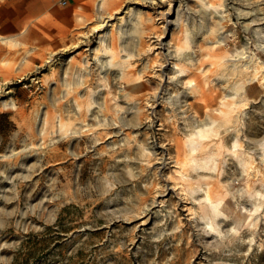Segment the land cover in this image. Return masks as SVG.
I'll use <instances>...</instances> for the list:
<instances>
[{"label": "rangeland", "instance_id": "obj_1", "mask_svg": "<svg viewBox=\"0 0 264 264\" xmlns=\"http://www.w3.org/2000/svg\"><path fill=\"white\" fill-rule=\"evenodd\" d=\"M60 1L14 0L13 15L30 16L0 33L15 36L0 42V264H264V84L249 85L240 67L264 62V0H183L167 31L156 14L168 2L104 0L121 30L101 45L97 1ZM150 43L174 59L147 52ZM214 51L233 60L213 67ZM161 89L186 94L180 108L150 106ZM230 93L233 126L215 125L221 147L192 160L194 125ZM248 154L257 175L241 166ZM162 156L181 168L159 170Z\"/></svg>", "mask_w": 264, "mask_h": 264}, {"label": "bare ground", "instance_id": "obj_2", "mask_svg": "<svg viewBox=\"0 0 264 264\" xmlns=\"http://www.w3.org/2000/svg\"><path fill=\"white\" fill-rule=\"evenodd\" d=\"M97 2H96V7H95V12H96V16H95V21H96V25L95 26H93V30L96 32V33H99V40H100V45L101 44H104V43H106V37H107V35L111 32V30H113L112 28L114 27V29H115V31H118V30H121V25L119 24V25H117V23H114V22H112V20H113V17L111 16V15H103L102 14V11H103V2H104V0H96ZM145 1H150V0H145ZM225 1H229V0H224V2ZM160 2H168L167 4H168V9H166V10H163V11H159L157 14H156V17H158V19H160V18H163L162 19V23H160V24H162V26H164V28H165V30L167 31L168 29V23H169V25H170V23L172 24V25H174V26H176V25H178L179 24V14H180V7L181 6H183L182 4V2H183V0H160ZM226 3V2H225ZM229 4H231L230 2H228ZM234 4V3H233ZM210 5V4H209ZM212 7V6H211ZM211 7H210V9H211ZM170 8H171V10L173 9V12L174 13H172V11L170 12L169 10H170ZM259 11V10H258ZM253 12V11H252ZM110 14V13H109ZM173 14V15H172ZM127 15V14H126ZM172 15V16H171ZM226 15H228V14H226V10H224V9H219V10H215V17L217 18V20L218 21H221V20H223L225 17H226ZM252 15H253V13H252ZM174 17L175 16V19L174 20H170V21H167V18L168 17ZM230 17V16H229ZM123 18V15L122 16H120V17H118V18H116L118 21H120V19H122ZM217 21V22H218ZM122 22V21H121ZM120 22V23H121ZM254 25V24H253ZM221 28V27H220ZM109 29V30H108ZM222 29V28H221ZM224 29V28H223ZM250 29V28H249ZM125 31V30H124ZM222 32V31H221ZM186 33V32H185ZM1 37V36H0ZM189 37V36H188ZM222 37L223 36H221V34L217 37V39L215 40L214 39V41H212L211 42V45L210 46H212V49H215L216 47H220V44H221V40H222ZM156 38V40L157 41H159V39H157V37H155ZM186 38H187V36H186ZM168 44V43H167ZM187 44V43H186ZM156 45H159L158 46V48H154V47H156ZM188 45V44H187ZM136 46V45H135ZM147 46V45H146ZM164 46H166V44L165 45H161L160 43H156L155 45H153V44H149L148 46H147V52H149V51H152V49H153V51L155 50V49H159L160 50V52H162V53H164V59L166 58L167 60H173L174 59V56L172 55L173 53H172V49H170V48H168V46L167 47H164ZM104 47V46H103ZM160 47V48H159ZM101 48V47H100ZM106 48H108V47H106ZM262 49V48H261ZM99 49L97 48L95 51L93 50V53L95 52V56H96V52H97V54H98V52H100V51H98ZM163 50V51H162ZM104 51H106V49H104ZM89 52V51H88ZM215 52V51H214ZM152 53H154V52H152ZM217 52H215L213 55H212V57L210 58V64H211V66H213V67H220V65H221V63L223 62V63H225V62H227L228 60H233L232 59V57H229V58H224V57H222L221 58V61H220V59L218 58V55L216 54ZM248 54H249V52H248V50H247V48L246 47H242V48H240V49H238L237 50V53H236V55L235 56H238L239 58H246V57H248ZM129 54H127V56H128ZM149 55V54H148ZM158 55V54H157ZM101 56V55H100ZM127 56H125V57H127ZM130 57V56H129ZM193 56L191 55H189L186 59H188L190 62H193V58H192ZM100 58V57H99ZM185 59V60H186ZM100 59H98L97 61H99ZM110 60V59H109ZM108 60V61H109ZM110 62V61H109ZM195 62V61H194ZM193 62V63H194ZM100 63H101V65H104L106 62H103V61H100ZM167 63L168 64H172L171 66H170V69H175V70H178V67L176 66V64L174 63V62H166V64H164V65H167ZM109 64V63H108ZM107 64V65H108ZM113 64V63H112ZM105 66V65H104ZM167 66H169V65H167ZM109 67V66H108ZM166 68V66L164 67L162 64H161V66L159 67L161 70L163 69V68ZM240 67H242V69H245V70H247L248 72H249V74L251 75L250 76V81H249V85H251V84H255L256 83V86L257 87H259L261 84H264V62H262L261 60H259L258 58H253L252 57V59L250 58V61L247 63V64H245V63H243V64H241L240 65ZM111 68V67H110ZM103 69V68H102ZM163 71V70H162ZM89 72V71H88ZM103 72V71H102ZM120 72V71H119ZM105 74V73H104ZM260 74V78H258L257 77V75H259ZM104 76V75H103ZM182 77V76H181ZM173 78V77H172ZM172 78H170V77H168V83L171 81L172 82ZM177 78H179V77H177ZM178 81V80H177ZM183 81V80H182ZM199 81V80H198ZM174 83H175V81H174ZM177 83V82H176ZM196 83L193 81H191L190 79H189V81L187 80L186 82H184V84H183V86H184V88H190V87H192L193 85H195ZM198 85V84H197ZM134 87H135V89H140V83L139 82H136L135 83V85H134ZM180 87V86H179ZM181 89V88H180ZM190 90V89H189ZM139 91H141V90H139ZM202 91H204V90H202ZM184 93V92H183ZM128 95H129V93H128ZM130 95H132V94H130ZM143 95V94H142ZM136 96V95H135ZM184 96L186 97V94H184V95H182L181 97L179 96V97H174V96H172V97H174V98H172L170 95H169V97H165V89H161V91H160V93L155 97V98H153L152 99V103L150 104V106H153L154 104H156L158 101H159V103L161 102V103H164V104H167V105H170L171 107H173L174 109H178V108H180V106H181V104H182V102H183V98H184ZM199 96V95H198ZM235 94L233 93H230V94H227L226 95V97L223 99H220V100H222V107H223V109H219V110H213V114H214V117L212 116V118H209V119H206V120H203V121H197L196 122V124L194 125V132L190 135V137L187 139V141H186V143L184 144V147H185V149L188 151V153H189V156H191V158H192V160H193V157L195 156V155H197V156H200V155H202L203 153L205 154V152H206V150H207V148H210V147H217L218 146V143H217V140L218 139H216L217 137L216 136H218V130H216L215 129V125L217 126V124H222L223 126H226V125H229V124H231V122H232V112H233V110L235 109L236 110V107H237V102L235 101ZM144 97V96H143ZM195 97V96H194ZM123 98V97H122ZM131 99V98H130ZM148 100V99H147ZM1 103H4L3 101L1 102ZM147 103H150V101H147ZM203 103V102H202ZM221 103V102H220ZM10 105H11V103H10ZM99 105V104H98ZM216 106V105H215ZM101 107H102V105H101ZM169 107V106H168ZM192 107V106H191ZM153 108V107H152ZM181 108H183V106L181 107ZM238 108V107H237ZM138 109V108H137ZM170 109V108H169ZM206 109H209L208 107L206 108ZM216 109V108H215ZM103 110V109H102ZM185 110V109H184ZM210 110V109H209ZM129 111L131 112V111H135V106H130V108H129ZM174 112V111H173ZM186 112V111H185ZM205 112V111H204ZM212 112V111H211ZM235 112V111H234ZM129 113V112H128ZM127 113V114H128ZM207 114V113H206ZM205 114V115H206ZM212 114V115H213ZM234 114V113H233ZM103 115V114H102ZM101 115V116H102ZM181 115V114H180ZM207 115H209V113L207 114ZM206 115V116H207ZM216 115V116H215ZM235 116V115H234ZM209 117V116H208ZM107 118V117H106ZM206 118V117H205ZM109 120V119H108ZM120 120V119H119ZM107 121V120H106ZM125 121V120H124ZM181 123V122H180ZM111 125V124H110ZM123 126H125V124L123 123L122 124ZM232 125V124H231ZM233 126V125H232ZM234 127H235V125H234ZM217 128V127H216ZM228 132V131H227ZM114 133V132H113ZM225 133V132H224ZM185 141V140H184ZM262 143H264V142H261V144ZM233 145H236V142H234L233 143ZM182 146V145H181ZM180 146V147H181ZM176 147V146H175ZM219 147H221V144H219ZM219 147H217V149L219 148ZM224 147V146H223ZM259 148H261V147H259ZM216 150V149H215ZM216 151H218V150H216ZM223 151V150H222ZM221 151V152H222ZM213 153H214V151H213ZM175 154H176V152H175ZM183 154V153H182ZM222 154V153H221ZM262 155H264V154H262ZM154 156V155H153ZM207 156V155H206ZM203 158H204V156H202ZM202 157H200V158H202ZM208 157V156H207ZM209 157H212V156H210L209 155ZM246 157V156H245ZM159 159V158H158ZM184 159V158H183ZM250 156H249V154L247 155V157L246 158H244V164L243 165H241V166H243L244 168H248V170H249V172L248 173H252L251 175H253V174H256V173H258V170L256 169V168H254L253 167V164L251 165L250 164ZM253 159V158H252ZM261 159V158H260ZM156 160H157V157H156ZM160 166H159V170H162V169H165V167L167 166L168 168H173L174 170H176L177 169V171H178V169L179 168H181L180 166H178L179 165V162H177L176 160H172L171 158H168L167 159V161H164L163 160V156L162 157H160ZM163 160V161H162ZM186 160V159H185ZM200 160V159H199ZM262 161H264V158H262L261 159ZM183 161V160H182ZM198 162V161H197ZM203 162V161H202ZM206 162H207V160H205V162H203L204 164V167L206 166ZM243 163V162H242ZM194 166H196V165H194ZM166 167V168H167ZM183 167V166H182ZM200 168V167H199ZM242 168V167H241ZM242 170H243V168H242ZM246 170V169H245ZM244 170V171H245ZM177 171H176V173H177ZM245 172H247V171H245ZM176 173H174V174H176ZM180 173V172H179ZM247 174V173H246ZM250 175V174H249ZM257 175V174H256ZM254 176V175H253ZM251 177V176H250ZM249 177V178H250ZM174 183H176V182H174ZM174 187H176L175 185L173 186V187H171L170 189H166L165 188V192L166 193H168V191H169V193L170 192H174ZM180 187V186H179ZM179 191V190H178ZM165 192L163 193V194H161L162 196L161 197H163L164 195H165ZM176 192V191H175ZM178 192H176V194H177ZM192 193V192H191ZM194 193V192H193ZM185 194H187V193H185ZM180 195V194H179ZM177 196V195H176ZM193 196V195H192ZM157 198V197H156ZM180 198V197H179ZM207 198H208V196H207ZM183 200V199H182ZM206 201H207V199H206ZM164 202H165V199H161L160 200V204H164ZM205 204H207L206 205V208H207V210L209 211L208 213H210L212 216H214V217H216V216H219L220 214H222L221 212H218L217 211V213L215 214V212H216V208H215V206H213L210 202L209 203H205ZM185 208V207H184ZM185 210H187V209H185ZM160 211V210H159ZM163 211V210H162ZM190 212V211H189ZM209 218V217H208ZM239 219V218H238ZM209 220V219H208ZM245 220V218H240L239 220H235L236 221V223H235V226L237 225H240V223L242 222V221H244ZM207 224L211 227V230L213 229V227L211 226V224H212V222L209 220V221H207ZM204 225H206V224H204ZM215 229V228H214ZM213 229V230H214Z\"/></svg>", "mask_w": 264, "mask_h": 264}, {"label": "crops", "instance_id": "obj_3", "mask_svg": "<svg viewBox=\"0 0 264 264\" xmlns=\"http://www.w3.org/2000/svg\"><path fill=\"white\" fill-rule=\"evenodd\" d=\"M2 5L0 7V33L1 34H9L12 33L16 30H18L21 25L23 24L24 20H26L30 15L27 13L21 14L19 16H14V12L11 9V3L14 0H1ZM20 2H26L29 0H18ZM30 1H35V0H30ZM38 1V0H36ZM44 3V8L47 6V3H50L53 0H39ZM62 1V0H61ZM60 1V2H61ZM46 3V4H45ZM62 4H65V0L62 1ZM0 42L5 43L7 41H14L15 36H2L0 35Z\"/></svg>", "mask_w": 264, "mask_h": 264}, {"label": "built area", "instance_id": "obj_4", "mask_svg": "<svg viewBox=\"0 0 264 264\" xmlns=\"http://www.w3.org/2000/svg\"><path fill=\"white\" fill-rule=\"evenodd\" d=\"M0 99H1V96H0Z\"/></svg>", "mask_w": 264, "mask_h": 264}]
</instances>
